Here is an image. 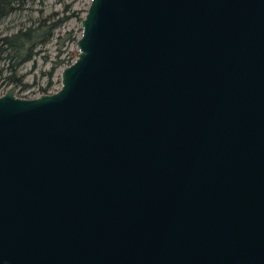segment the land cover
Instances as JSON below:
<instances>
[{"label": "water", "instance_id": "95a60500", "mask_svg": "<svg viewBox=\"0 0 264 264\" xmlns=\"http://www.w3.org/2000/svg\"><path fill=\"white\" fill-rule=\"evenodd\" d=\"M60 87L0 95V264H264V0H90Z\"/></svg>", "mask_w": 264, "mask_h": 264}, {"label": "rangeland", "instance_id": "374dc122", "mask_svg": "<svg viewBox=\"0 0 264 264\" xmlns=\"http://www.w3.org/2000/svg\"><path fill=\"white\" fill-rule=\"evenodd\" d=\"M90 0H28L19 9L15 10L0 23V35L11 34L17 31L20 27L37 24L44 20L46 22L57 21L64 16H68L61 24L56 27L52 39L43 46H38L36 49L39 53L31 61H27L20 65L17 74L23 75V83L29 84L26 90L20 92L17 87V95H25L24 92H29L31 96H35L41 92V87H45L48 82L46 72L50 70L52 63L58 59H64L65 62L55 68L50 77V87L48 90H57L60 83V72L63 67L75 60L76 44L74 40L81 34L79 23L84 16ZM68 33V34H67ZM58 36H69L63 44ZM71 38H74L73 40ZM60 47L61 52H58ZM59 53V56H58ZM47 55V60L43 56ZM6 66V63H2ZM13 84H6L0 81V93L8 89ZM2 90V91H1Z\"/></svg>", "mask_w": 264, "mask_h": 264}, {"label": "trees", "instance_id": "16d2710c", "mask_svg": "<svg viewBox=\"0 0 264 264\" xmlns=\"http://www.w3.org/2000/svg\"><path fill=\"white\" fill-rule=\"evenodd\" d=\"M28 0H0V23L15 10L19 9ZM68 16L54 21L46 22L45 19L37 24L20 27L11 34L0 35V81L6 84H16L27 87L29 84L23 83V75L17 74L18 67L27 61H31L39 53L38 46L46 45L53 37L54 30ZM68 34V33H67ZM61 44L69 39V36H58ZM72 40L74 38H71ZM75 38L74 40H76ZM58 52H61L60 47ZM59 56V53H58ZM47 60L48 56H43ZM65 62L64 59H58L52 63L50 70L46 72L48 82L41 91L46 92L50 87V77L55 68ZM2 63H6L3 66ZM69 64V62L67 63Z\"/></svg>", "mask_w": 264, "mask_h": 264}, {"label": "flooded vegetation", "instance_id": "af4514ba", "mask_svg": "<svg viewBox=\"0 0 264 264\" xmlns=\"http://www.w3.org/2000/svg\"><path fill=\"white\" fill-rule=\"evenodd\" d=\"M11 86H14L15 87V90H14V94L16 95V96H18L17 95V87H19L20 88V92H22V91H25L26 89L25 88H27V87H29V86H27V87H22L21 85H16V84H13V85H11ZM7 90V89H6ZM6 90L4 91H2V93H0V95H2V94H4L5 92H6ZM42 92V91H41ZM42 93H47V92H42ZM19 97V96H18ZM22 98H32V97H22Z\"/></svg>", "mask_w": 264, "mask_h": 264}, {"label": "built area", "instance_id": "2783aa9c", "mask_svg": "<svg viewBox=\"0 0 264 264\" xmlns=\"http://www.w3.org/2000/svg\"><path fill=\"white\" fill-rule=\"evenodd\" d=\"M2 90H4V89H2ZM2 90H1V91H2ZM53 91H55V90H50V89H49V90H47L46 92H47V93H51V92H53ZM1 93H2V92H1ZM22 93H23V91H22ZM24 93H25V95H21V94H20V95H18V96H19V97H36V96H39L40 94H42V93H39V94H37V95H35V96H31L29 92H24Z\"/></svg>", "mask_w": 264, "mask_h": 264}]
</instances>
